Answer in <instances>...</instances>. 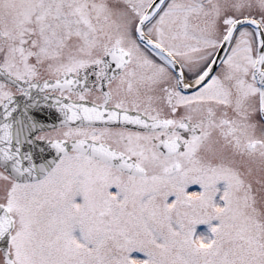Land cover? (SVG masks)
Returning <instances> with one entry per match:
<instances>
[{"label":"snow or ice","instance_id":"snow-or-ice-1","mask_svg":"<svg viewBox=\"0 0 264 264\" xmlns=\"http://www.w3.org/2000/svg\"><path fill=\"white\" fill-rule=\"evenodd\" d=\"M0 264H264V0H0Z\"/></svg>","mask_w":264,"mask_h":264}]
</instances>
